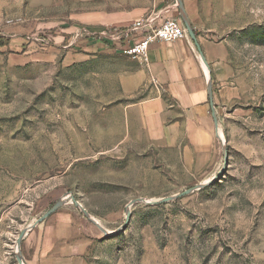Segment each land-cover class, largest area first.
<instances>
[{
	"label": "rangeland",
	"instance_id": "obj_1",
	"mask_svg": "<svg viewBox=\"0 0 264 264\" xmlns=\"http://www.w3.org/2000/svg\"><path fill=\"white\" fill-rule=\"evenodd\" d=\"M172 3L177 15L156 10L163 21L180 20ZM44 9L0 0V264L29 256L36 227L17 250L20 232L59 199L37 227L69 215L90 226L74 264H264V0H233L214 33L233 77L205 145L197 132L166 143L142 127L133 106L147 92L119 83L130 59L84 49L73 31L76 41L58 43Z\"/></svg>",
	"mask_w": 264,
	"mask_h": 264
},
{
	"label": "crops",
	"instance_id": "obj_2",
	"mask_svg": "<svg viewBox=\"0 0 264 264\" xmlns=\"http://www.w3.org/2000/svg\"><path fill=\"white\" fill-rule=\"evenodd\" d=\"M32 1L34 7L45 8L42 12L51 17L41 27L54 29L52 37L58 43L68 41L69 44L74 34L66 36L64 32L73 31L78 33L75 36L84 49L104 51L109 46L120 52L141 37L142 29H130L134 21L148 20L149 27H155L165 19L163 13L156 15V10L166 4L167 9L176 8L173 0H69L79 9L64 12L61 6L55 8L64 4V0ZM181 2L196 41L187 33L186 37L171 42L151 43L144 60L127 56L129 61L121 60L119 83L122 94L147 92V96L133 106L146 130L166 143H176L182 136L197 132V136L202 137L200 143L205 145L211 140L213 119L209 82L214 107L220 84H227L233 77L226 41L213 39L214 33L220 32L232 14L233 0ZM175 8L172 15H177ZM38 225L32 228H35L34 243L29 256L22 258L23 264H74L90 245L91 240L86 235L91 228L77 216H64L51 228H38Z\"/></svg>",
	"mask_w": 264,
	"mask_h": 264
},
{
	"label": "built area",
	"instance_id": "obj_3",
	"mask_svg": "<svg viewBox=\"0 0 264 264\" xmlns=\"http://www.w3.org/2000/svg\"><path fill=\"white\" fill-rule=\"evenodd\" d=\"M148 22V20L139 19L131 24L132 31L142 29L143 32L140 38L121 49L124 55L131 59L144 60L151 43L171 42L187 36V31L179 19L168 18L155 27H149ZM152 82L155 83V80L153 79Z\"/></svg>",
	"mask_w": 264,
	"mask_h": 264
},
{
	"label": "water",
	"instance_id": "obj_4",
	"mask_svg": "<svg viewBox=\"0 0 264 264\" xmlns=\"http://www.w3.org/2000/svg\"><path fill=\"white\" fill-rule=\"evenodd\" d=\"M177 6H178V10H179V17H180V20L182 22V24L184 25L188 35L190 36V38L192 40H195L196 41V38H195V34L192 30V27L191 25L189 24L188 22V19L186 17V14L184 12V8H183V5H182V2L181 0H177ZM208 94H209V98H210V104H211V110H212V118H213V121H214V124H215V132L217 133V122H216V116H215V113H214V108L212 106V100H211V95H212V91H211V83L209 82V87H208ZM199 187V186H198ZM190 192V190H185L182 194H185V193H188ZM71 201L73 202V204L80 208L81 212L83 213V215L87 218H89L96 226H98L103 232L104 234H107L108 232L102 228L98 222L90 215L89 212H87L84 208H82L81 204L73 197H71ZM139 202L140 199H136L134 201H132L131 203H134V202ZM66 201L64 199H59L57 200L54 205L49 209L47 210L42 216H40L39 218H37L29 227H27L26 229L22 230L16 240V244H17V250H19L20 248V242L24 236V234L32 229L33 227H35L37 224H39L40 222H42L45 218H47L48 216H50L51 214H53L60 206H62ZM128 216H129V212H127V217H126V220H125V224L122 226V228H124V226L126 225L127 223V220H128ZM121 228V229H122ZM16 259H17V262L18 264H23V260H22V257L20 255H16Z\"/></svg>",
	"mask_w": 264,
	"mask_h": 264
}]
</instances>
